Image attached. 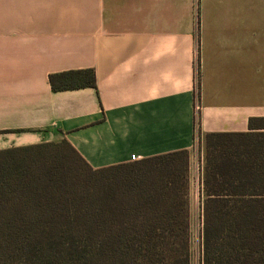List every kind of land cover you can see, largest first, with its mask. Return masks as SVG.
I'll use <instances>...</instances> for the list:
<instances>
[{
	"label": "crops",
	"instance_id": "1",
	"mask_svg": "<svg viewBox=\"0 0 264 264\" xmlns=\"http://www.w3.org/2000/svg\"><path fill=\"white\" fill-rule=\"evenodd\" d=\"M76 70L95 88L51 90ZM262 120L264 0H0V150L64 140L94 170L186 151L191 194L203 137Z\"/></svg>",
	"mask_w": 264,
	"mask_h": 264
},
{
	"label": "trees",
	"instance_id": "2",
	"mask_svg": "<svg viewBox=\"0 0 264 264\" xmlns=\"http://www.w3.org/2000/svg\"><path fill=\"white\" fill-rule=\"evenodd\" d=\"M202 143L200 264H264V132ZM188 196L186 151L94 170L64 140L0 150V264H190Z\"/></svg>",
	"mask_w": 264,
	"mask_h": 264
},
{
	"label": "rangeland",
	"instance_id": "3",
	"mask_svg": "<svg viewBox=\"0 0 264 264\" xmlns=\"http://www.w3.org/2000/svg\"><path fill=\"white\" fill-rule=\"evenodd\" d=\"M203 149V157H204V145L202 143ZM203 199L202 192L194 191L189 193L188 200L192 201L195 204L194 209V220L191 223V238H190V255H191V263L190 264H200V235H201V220L199 217L198 210L200 206V200Z\"/></svg>",
	"mask_w": 264,
	"mask_h": 264
},
{
	"label": "built area",
	"instance_id": "4",
	"mask_svg": "<svg viewBox=\"0 0 264 264\" xmlns=\"http://www.w3.org/2000/svg\"><path fill=\"white\" fill-rule=\"evenodd\" d=\"M198 110H199V105L196 104V105H195V112H197Z\"/></svg>",
	"mask_w": 264,
	"mask_h": 264
}]
</instances>
